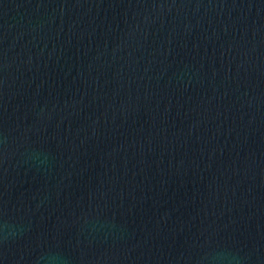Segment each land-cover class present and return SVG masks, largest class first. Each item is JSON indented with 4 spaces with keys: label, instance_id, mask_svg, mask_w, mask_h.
Instances as JSON below:
<instances>
[{
    "label": "water",
    "instance_id": "water-1",
    "mask_svg": "<svg viewBox=\"0 0 264 264\" xmlns=\"http://www.w3.org/2000/svg\"><path fill=\"white\" fill-rule=\"evenodd\" d=\"M0 264H264V0H0Z\"/></svg>",
    "mask_w": 264,
    "mask_h": 264
}]
</instances>
